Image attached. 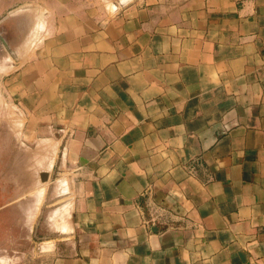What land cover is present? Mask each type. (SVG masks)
I'll return each mask as SVG.
<instances>
[{
	"label": "crops",
	"instance_id": "0c3cea01",
	"mask_svg": "<svg viewBox=\"0 0 264 264\" xmlns=\"http://www.w3.org/2000/svg\"><path fill=\"white\" fill-rule=\"evenodd\" d=\"M121 1L0 0V264H264V0Z\"/></svg>",
	"mask_w": 264,
	"mask_h": 264
},
{
	"label": "rangeland",
	"instance_id": "374dc122",
	"mask_svg": "<svg viewBox=\"0 0 264 264\" xmlns=\"http://www.w3.org/2000/svg\"><path fill=\"white\" fill-rule=\"evenodd\" d=\"M58 2L60 3H64V0H57ZM70 1H73L74 3H77L79 5H82V6H86V7H90V8H93V9H97V10H102V11H107L108 13H111L110 10L107 9V3L109 1L113 2L116 4L117 0H70ZM108 1V2H107ZM141 0H131L127 3H125L124 5L120 6L118 8L121 9V8H124V7H127V6H132V5H136L137 3H139ZM156 2H159V3H163V4H167L169 2H171L172 0H155ZM142 2H148V3H152L153 0H143ZM174 2H177L176 0ZM179 2V0H178ZM20 10H24V9H28L29 7L26 8V6H21L19 7ZM40 13H42V11L40 10ZM4 18H2V20H4ZM1 43V42H0ZM1 46V45H0ZM3 46V45H2ZM4 47V46H3ZM2 50L5 51L6 55H8L9 57H13V59L15 57H17L18 59V62H22L24 60V57H25V50H20V53L18 54H14L15 51L12 50L13 55H11L5 48H3ZM0 111L2 112L1 113V117H3V113L4 111L2 110L3 106H0ZM55 180H56V177L53 175L52 178H51V186L52 188L54 189L56 187V183H55ZM51 192V191H50ZM50 195H52V193H50ZM7 227V226H5ZM55 228H53L52 225H49V226H43L41 228V226H34V229H33V236H34V239L32 241H21V242H11V241H8V240H4V239H0V255H7L8 253H14V251L18 250V249H24L25 245L28 246V244H31L32 245V249L35 251V250H40L42 248V244L41 242L42 241H45L47 240L46 239V233L49 234L48 237H51V232H54ZM40 232H43V235L40 234ZM44 232H45V236H44ZM36 236V237H35ZM44 237V239L42 238Z\"/></svg>",
	"mask_w": 264,
	"mask_h": 264
},
{
	"label": "water",
	"instance_id": "95a60500",
	"mask_svg": "<svg viewBox=\"0 0 264 264\" xmlns=\"http://www.w3.org/2000/svg\"><path fill=\"white\" fill-rule=\"evenodd\" d=\"M0 42L2 43V45L4 46V48L11 54L14 56L13 52L7 47L6 43L4 42V40L0 37ZM39 180L40 182L44 183L48 180V175L46 173H41L39 175Z\"/></svg>",
	"mask_w": 264,
	"mask_h": 264
},
{
	"label": "built area",
	"instance_id": "2783aa9c",
	"mask_svg": "<svg viewBox=\"0 0 264 264\" xmlns=\"http://www.w3.org/2000/svg\"><path fill=\"white\" fill-rule=\"evenodd\" d=\"M150 220H151L152 223H157L158 221H160L159 217H157V216H152L150 218Z\"/></svg>",
	"mask_w": 264,
	"mask_h": 264
},
{
	"label": "bare ground",
	"instance_id": "6f19581e",
	"mask_svg": "<svg viewBox=\"0 0 264 264\" xmlns=\"http://www.w3.org/2000/svg\"><path fill=\"white\" fill-rule=\"evenodd\" d=\"M122 1H125V0H122ZM122 1H121V2H122ZM107 2H108V1H107ZM109 3H110V2H109Z\"/></svg>",
	"mask_w": 264,
	"mask_h": 264
}]
</instances>
